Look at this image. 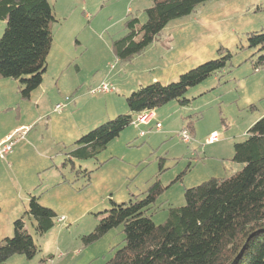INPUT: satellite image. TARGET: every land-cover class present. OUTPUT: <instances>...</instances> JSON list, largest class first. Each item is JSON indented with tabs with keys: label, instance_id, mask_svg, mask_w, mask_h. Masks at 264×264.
I'll list each match as a JSON object with an SVG mask.
<instances>
[{
	"label": "rangeland",
	"instance_id": "rangeland-1",
	"mask_svg": "<svg viewBox=\"0 0 264 264\" xmlns=\"http://www.w3.org/2000/svg\"><path fill=\"white\" fill-rule=\"evenodd\" d=\"M49 1L57 21L52 25L54 41L43 83L28 108L35 110L39 98L45 103L31 134L40 156L48 158L39 160L38 190L50 193L46 199L66 220L44 236L36 234V223L29 220L27 229L40 253L32 261L15 256L8 264H22L18 257L23 264L49 259L51 264H106L125 245L123 228L88 247L83 237L95 229L97 215L112 209V202L128 203L158 177L167 190L151 213L155 224H164L170 207L186 205L185 190L232 176L244 166L233 162L234 145L245 142L249 129L264 118V68L256 71L258 49L249 48L247 41L250 32L264 33V10H257L264 8V0L202 4L191 15L172 20L151 46L126 62L117 59L113 43L127 34L129 18L147 21L149 0ZM0 26L1 39L6 23L0 21ZM220 49L232 54L228 67L192 88L185 96L190 105L172 102L155 111L162 132L155 131L156 122L139 129L130 126L97 159L75 160L76 171L64 166L79 139L129 112L127 97L152 83L177 82L217 59ZM104 84L114 92L91 94ZM57 103L66 105L59 123L58 114L48 115ZM189 122L194 131L186 144L177 135ZM212 136L217 140L210 143ZM79 170L92 172L86 188L87 178L77 174Z\"/></svg>",
	"mask_w": 264,
	"mask_h": 264
},
{
	"label": "trees",
	"instance_id": "trees-1",
	"mask_svg": "<svg viewBox=\"0 0 264 264\" xmlns=\"http://www.w3.org/2000/svg\"><path fill=\"white\" fill-rule=\"evenodd\" d=\"M149 1L152 6L146 10L147 21L142 24L138 18H129L127 34L113 43L121 62L142 54L172 20L191 15L207 2L223 0ZM0 21L6 23L0 39V79L18 81L22 100H29L48 69L54 41L52 25L57 22L53 8L49 0H0ZM247 41L249 48L258 49V71L264 68V33L250 32ZM224 51L220 49L217 59L181 75L175 83H152L131 94L126 99L129 112L79 139L75 149L66 154L64 166L76 171L75 160L97 159L132 126L139 113L156 111L172 102L190 105L186 94L228 67L232 54ZM193 126L189 122L184 129L192 134ZM233 162L244 165L243 169L185 190L186 205L170 207L164 224H155L151 213L167 190L158 177L144 194L128 203L112 202V209L97 215L95 229L83 237L84 246L122 227L125 245L106 264H264V118L249 129L245 142L234 145ZM159 170L163 173L162 165ZM77 174L87 178L88 187L92 172L79 170ZM181 179L182 175L176 181ZM27 219L34 220L36 234L44 236L55 228L58 216L42 206L38 196L31 195L26 213L14 222L13 236L0 240V264L14 256L32 261L40 253L27 229Z\"/></svg>",
	"mask_w": 264,
	"mask_h": 264
},
{
	"label": "crops",
	"instance_id": "crops-1",
	"mask_svg": "<svg viewBox=\"0 0 264 264\" xmlns=\"http://www.w3.org/2000/svg\"><path fill=\"white\" fill-rule=\"evenodd\" d=\"M128 11L130 12V10ZM18 85V81L0 79V142L16 130H26L25 138L14 146L13 152L5 159L0 160V240L13 236L14 222L26 213L31 195L38 196L42 206L51 208L56 212L58 216L57 223H64L66 220L65 215L60 216L57 208L50 203L51 199H46L49 198L50 193H39L38 190L39 178L40 175L42 176L39 160L48 158L40 156L33 144L34 142H32L31 134L34 124L41 119L38 112L42 100L39 98L35 101L36 109L30 111L28 102L34 101L33 95L35 92L29 100L24 101L21 98L20 86ZM42 103L45 105L44 102ZM54 107L48 115L58 114L54 113ZM61 114H58L59 117L55 119V123L63 120L65 114ZM243 167L239 165L237 171L242 170ZM42 173L45 175L46 169L42 170ZM55 183L60 185V179H57ZM62 218H64V221L59 222ZM28 221L29 219L26 220V223ZM18 258V262L22 264L25 262L22 257Z\"/></svg>",
	"mask_w": 264,
	"mask_h": 264
},
{
	"label": "built area",
	"instance_id": "built-area-1",
	"mask_svg": "<svg viewBox=\"0 0 264 264\" xmlns=\"http://www.w3.org/2000/svg\"><path fill=\"white\" fill-rule=\"evenodd\" d=\"M114 90L112 87L109 85H102L94 90H92L93 95H107L113 93ZM66 105L65 104H58L55 109L54 113H62L63 110L65 109ZM157 121V115L154 110L151 111H145L142 113H139L134 116V120L132 122V126H134L136 129H139L142 126H151L154 122ZM153 130V129H152ZM162 130V125L160 122H156L155 125V131L160 132ZM26 135V130H16L12 134H10L7 138L2 140L0 142V160L5 159L9 154L13 152L14 146L22 139L25 138ZM141 137H145L146 134L144 132H140ZM177 137L186 144H189L191 141V135L188 130H183L180 133H178ZM217 140V137L212 136L209 139V142H214ZM64 218L60 219L59 222H63ZM45 264H51V259L47 260Z\"/></svg>",
	"mask_w": 264,
	"mask_h": 264
}]
</instances>
